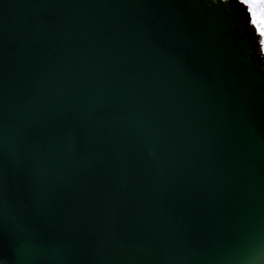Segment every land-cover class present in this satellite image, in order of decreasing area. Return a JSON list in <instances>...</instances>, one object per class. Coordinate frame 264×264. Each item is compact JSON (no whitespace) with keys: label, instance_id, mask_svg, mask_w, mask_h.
Instances as JSON below:
<instances>
[{"label":"water","instance_id":"95a60500","mask_svg":"<svg viewBox=\"0 0 264 264\" xmlns=\"http://www.w3.org/2000/svg\"><path fill=\"white\" fill-rule=\"evenodd\" d=\"M0 264H264V0H0Z\"/></svg>","mask_w":264,"mask_h":264}]
</instances>
